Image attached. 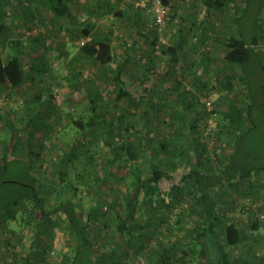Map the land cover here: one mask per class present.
Listing matches in <instances>:
<instances>
[{
	"label": "trees",
	"instance_id": "trees-1",
	"mask_svg": "<svg viewBox=\"0 0 264 264\" xmlns=\"http://www.w3.org/2000/svg\"><path fill=\"white\" fill-rule=\"evenodd\" d=\"M39 1L16 0L15 2L16 7L22 9L24 13L27 29L23 31L24 33L19 38L12 40L11 43L15 49L14 55L6 60H2L0 55V90H10L24 95V90H26L27 84H31L35 73L46 70L42 58L36 57L37 61H33L34 64L30 62L28 69L25 67L24 62V55L29 57L35 49H41L45 53L51 48L49 44L45 43L43 31L33 21L38 11L37 2ZM42 1L47 2V8L55 18L60 19L68 16L69 6L65 0ZM162 1L165 4L171 2V0ZM254 1L201 0L202 5L211 14L223 13L229 9L231 4L234 6L232 23L235 31L228 35H225L226 33L221 34V37L217 34L218 42L226 48V53L223 57L225 67L216 71L214 79L216 84L223 83L224 87L231 92L235 88V82H239L243 87V89H238L237 95H241L240 99L234 94L230 99L231 104L228 106L227 111L221 112L223 119L218 121L215 117L218 109L213 105L211 109H208L202 100V98L208 99L211 96L209 90L215 89L216 85L210 84L209 77L205 80L195 76L192 78V85L196 87L200 96H203L196 98V95L192 94L195 101L200 102L204 107L203 114L206 117L205 126L203 127L206 131H204V134H213L208 129V121L214 119L215 122V125L210 128L211 131L212 129L215 130V140L217 141L212 150L208 149L204 141L203 133L199 129L200 122L198 118L188 121L189 123L185 122L186 130L184 134L181 133V129H175L174 119L177 115L183 116V111L187 110L174 107L173 100L158 91L163 89L169 93L176 92L179 95L178 100L180 102H184V100H180L181 96H188V93L180 89L181 80L175 78L176 65L178 64L176 47L173 45L162 46L161 51L156 52L159 59L166 55L169 59L163 65L165 71L160 79V85H154L155 89L146 86V82L150 81L154 74L153 71L157 63L153 62L152 59L146 60L144 73L137 77L138 85L141 88L125 85L122 80V73L130 62V58L127 57L111 69V78L115 86L112 90L113 99L110 105L113 109H122V114L118 115L113 112V117L108 118L99 115L96 109H93L92 115L86 124L93 129L94 137L98 139L101 137L103 145L108 149L106 162L103 161L102 165L113 166L120 156L123 154L126 156L128 165L126 175L122 177L114 176L117 180L124 182V195L114 201H106L101 191L104 179L96 177L92 180L94 186H91L96 198L93 204L86 209L80 211L81 205H77L69 199L59 201L53 207L47 208L46 203L51 197L50 192L54 186L58 185L55 178L60 172L59 165L54 164V178L47 180L43 174V159H40L43 149L42 147L33 148L32 143H29V149L24 151L21 156L17 155L11 159L3 156L0 159V224H4L6 221L18 216L21 220L28 217L31 221L35 212L39 211L41 222L55 228L59 224L60 214H64L66 227L74 239L73 255L69 264H78L80 253L83 261L92 258L94 243L91 237L97 239V236H99L101 240L107 241L113 239L115 235L122 239V245L94 254L97 259L95 264H128L124 256L118 255V250L123 245L129 247L135 245V241L140 242L139 249L143 250L147 243L151 241L146 233L145 236L142 232L136 231L138 227L134 215L136 213H140L142 216L146 214L149 218L147 222H149L151 220L150 216L157 214L158 203L164 204L165 202L158 190L159 181L164 177L172 179L170 175H166L159 168L156 159L161 166L162 164L164 166L169 165L172 170H176L181 165H185L188 169L182 175L180 184H172L167 192L169 197L167 207L170 211H176L179 204L181 207L187 206L183 202L187 201V198L190 199L189 206L183 207L180 212L176 211L173 220L160 217L159 221L164 225L169 236L177 230L184 232V220L186 218H191L193 223L187 229L189 235L187 240H184L187 235L184 234L181 236L182 240L169 241L164 245H159L160 241L158 240L154 241L153 244L157 245L153 246L155 264H186L184 259L189 254H192L195 264H238L231 251L246 239L247 231L258 229V218L253 219L250 227L244 229L228 218L219 217L217 198L212 190L222 187L225 183L231 188L245 184L251 189L255 175H264L263 140L260 141V137H258L255 141L254 138L256 137H248L253 132L260 131L261 128L264 131V51L260 47L264 43V26L260 17L264 0H257L253 4ZM253 5H255L254 10L250 13L249 11ZM7 8L8 2L0 0V35L4 30L3 22L10 14ZM249 14H252V18L247 22L245 18ZM205 21H208V19L205 18ZM90 29L89 26H83L80 37L89 36ZM149 34V39L150 36H154L149 41L151 45L155 46L157 36L155 32ZM1 45L0 41V47ZM176 45L180 48L183 46L181 43ZM79 53L82 58L104 69H110L109 65L113 61L112 46L106 40L85 43L79 47ZM127 54L131 57L128 50ZM211 55L209 51L204 50L200 54L198 64L202 66L205 77L209 73L210 63L216 60L212 59ZM32 64L33 66H31ZM29 69L32 71V77H28L27 71ZM171 82L174 83L173 86ZM133 84L135 85L134 79ZM33 96L35 101H41L39 92L34 93ZM91 102L93 103L92 108H94L92 99ZM145 103L154 109L153 116L156 120L158 119L159 123L166 124L167 128H174L170 135L163 136L166 137L163 140L156 137L157 135L150 140L147 134L144 136L145 133L142 135L136 133V110ZM211 103L213 104V101ZM121 104L124 107H121ZM187 107L188 105L185 108ZM9 112L10 110H6V113L2 115L4 123H9L8 127L12 132L11 137H13L6 142L3 149L5 153L12 145H19V138L15 137L19 127L13 126V123L10 122L11 115ZM25 113L28 116L27 120L22 119V126L26 128H24L25 130L33 133L36 130L34 123L37 121L30 116L29 111H25ZM74 123L79 127L81 126L79 121H74ZM159 123L155 124L156 128L159 127ZM41 125L43 124H39L38 128ZM117 128L126 135L115 139L114 132ZM103 135L105 137H102ZM185 143L186 147L182 151L180 148ZM227 143L231 146V149L225 152L223 145ZM76 146L78 147L77 150L72 147L71 151H65L60 161L66 164L73 160L79 161L81 159L79 151L83 145L77 141ZM148 152L151 153L148 154ZM35 158L36 160H34ZM86 159L91 161L92 164L94 163L91 155H88ZM13 165H17L14 167L15 171L24 178V182L5 181L4 176L11 170ZM80 181L77 176L70 181L66 180L67 184L72 185L75 192H77L76 185ZM140 193H144V196L138 202ZM153 195H156L158 203H155ZM236 202L248 208L251 213H257L261 210L251 198H245L243 203L240 200ZM104 206L105 209H103ZM255 216L258 217L256 214ZM139 228L141 229L140 226ZM99 240L97 239L98 242ZM116 243L118 244V242ZM40 258L45 260L43 255ZM249 262H244V264H259L255 261Z\"/></svg>",
	"mask_w": 264,
	"mask_h": 264
},
{
	"label": "rangeland",
	"instance_id": "rangeland-1",
	"mask_svg": "<svg viewBox=\"0 0 264 264\" xmlns=\"http://www.w3.org/2000/svg\"><path fill=\"white\" fill-rule=\"evenodd\" d=\"M256 1L257 0H255L253 4H255ZM13 2H16V0H13ZM176 4V7H188L197 11V13H193V19L191 18L192 20L187 19V14H181L182 12H178L180 13L178 18L183 16L184 22H194V25H190L194 28L192 30L193 34H190L191 39L195 38V41H199L200 38L203 37L201 35V31H199V28H197V26L199 27L200 25L202 29L201 23L205 22L211 31V35L207 34V38L208 36L210 37L208 40L206 39L208 42L206 45H203L201 40L200 43H202V45H199V50L195 52L192 50L189 52L191 48H187L188 52H185L187 54L190 53L192 57H198V52L202 49V51H209L216 60L210 63L209 73L206 77L203 74L202 66L198 64V62L193 61L191 63L190 61H183L181 58L178 60L180 62H178L176 65L175 78L177 80H181V91L184 90L185 93H188L187 97H180V100H184V102H180L178 100L179 95H177L176 92L172 91L169 93L167 90L163 89L158 91L162 92V95H167L168 98L173 100L175 103H173L174 107L176 106L179 109L181 108L187 110L183 111V116L177 115V117L174 119L175 129H181V133L184 134V131L186 130V123H189L188 121H191L194 118H198L200 122L199 129L203 133L204 141L208 149L212 150V148L217 144V141L215 140V130H209L211 133H213L212 135H208L206 133L204 134L205 128L203 129V127L205 126L206 119L205 115L203 114L204 107L200 102L195 101V98L192 94H195L196 98L201 97L202 95L200 96V93L197 91L196 87L192 85V78L195 76L205 80L208 79L207 77H209L211 82L210 84L216 85L215 89L213 88L212 90H209V94L211 96L208 99L212 100V105L218 109L217 115L215 116L216 119L218 121L223 119L221 112L227 111L228 106L231 104V97L234 94L237 95L239 88L243 89L239 82H235V88L232 90V92L228 91L224 87L223 83L216 84V80L214 79L216 76V71L224 69L225 67L223 65L225 49L218 42L217 34L219 37H221V34L223 35L226 33L225 35H228L235 31L232 23V16H234V6L231 4L229 9L223 13L211 14L208 13L206 8L202 5L201 0H179ZM173 7L175 6L173 5ZM253 7H255V5H253L250 9V13L253 12ZM203 10H205V12ZM139 11L145 12V10L141 9ZM145 13L151 17L148 12ZM260 17L261 23L264 26V7ZM205 18H207L208 21H205ZM251 18L252 14H249L245 20L249 22ZM179 22L182 23L183 21L179 20ZM14 24L16 23L13 21V25ZM18 24L19 23L16 25L17 27ZM36 25L43 31L45 43L47 45L49 44L51 48L45 53L41 49H35L34 53H32L29 57L24 55V62L26 64L25 67L28 69L30 67L29 63L35 61L36 57H38L44 60L46 70L35 73L31 84H27L26 90H24V95L10 90H0V159H2L3 156H6L7 159H11L17 155L21 156L24 151L29 149V143H32L31 145L33 148L42 147L43 150L40 159H43L44 176L47 178V180H52L54 178V164L59 165L58 169L60 171L59 175H57L55 178V182L58 183V185L54 186L50 192L51 197L46 203L47 208L53 207L59 201H65L69 199L75 204L81 205L80 211L86 209L91 204H93L96 198V195H94V192L91 188V186H94L92 180L96 177L99 179H104L101 187L103 198L109 202L114 201L115 199L122 197L125 192L124 182H122V180H117L114 178V176L122 177L126 175L128 166L127 158L123 154L117 160L115 165H102L103 161L106 162L108 149L105 145H103L101 137L100 139L94 137L95 133L93 132V129L89 128L86 124L92 115L93 109H96L99 115H103L104 117L108 118L113 117V112L114 114L118 115L122 114V109H113V107L110 105L113 99L112 90L115 86L113 79L111 78V69L116 67L120 59L117 58L118 56L115 54L116 57L109 65L110 69H104L93 62H89L88 60H81L77 51L81 46L79 44L81 39L80 34L77 36L78 39L76 41V46L68 44L65 50L60 48L62 55L58 56V50L53 46L52 30L50 29L51 26H49L47 23L43 25ZM24 26L25 24L22 25V28ZM167 26L168 39L167 44L163 47L170 46L172 41L171 35L173 33V29L171 28L173 27L169 22H167ZM13 29L14 31L12 32V37H10L11 40L17 38L18 35L17 31H15L17 28L13 27ZM150 31L154 32L152 28V22L150 25H148V33ZM118 35L119 37L122 36L121 33ZM150 37L151 40L154 36L152 35ZM215 38L216 40H214ZM211 39H213V41H211ZM142 44L144 46L140 48L139 52H137L138 47H135L136 52H134L135 54L133 53L135 57L132 58L127 67L124 69L122 73V80L128 87L132 85L135 86V88H139L140 85H138L137 77H140L144 73L146 60L149 61L152 59L153 62L157 63L153 71L154 74L150 81L146 82V86L147 88H154V85H160V79L162 78L165 71L163 65L168 62L169 58L166 55L159 59V57L156 56V45H151L149 40ZM262 45L263 46L260 47L264 51V43ZM119 46L117 47L118 53L120 54L121 52V55H125L124 51L122 50L123 47ZM153 47V50L155 51L152 50ZM160 49L161 47L159 48V52L161 51ZM27 52L29 53L30 51ZM33 64L31 66H33ZM31 72L32 71H30V69L27 71L28 77H32ZM133 79L135 80V85L133 84ZM171 85L173 86L174 83L171 82ZM36 92L41 94L40 102H37L34 99L33 95ZM237 96L240 99L241 95L238 94ZM91 99L94 101V108H92L93 103L91 102ZM205 99L202 98L203 101ZM186 105H188L187 108H185ZM121 107H124V105L121 104ZM6 110H10L9 113L11 116L9 119L10 122L13 123V126L16 125L19 127V131L15 136L19 138V145H12L11 148H9L5 153L3 149L6 145V142L13 138L11 137L12 132L8 127L9 123H4V118H2V115L6 113ZM25 111H29L30 116L35 118V121L38 122L34 123V128H36V130L33 133L25 130L26 128L22 126V119L27 120L28 116ZM153 114L154 109L150 106H147V103L143 104L138 110H136V133H138V135L145 133L144 136L147 134L150 140L157 135L156 137H159L160 140H163V138H166L163 136L170 135L174 128L170 129L169 127L167 128L166 124L159 123V121H157L158 119L156 120ZM74 121H79L81 126L79 127L76 125ZM114 121L116 120L114 119ZM210 121L213 126L215 125L214 119H209L208 129ZM155 122L157 124L159 123V127L156 128ZM39 124L43 125L38 128ZM217 130H219V128H217ZM114 133L115 139L124 137L126 135L118 128ZM102 137L105 136L103 135ZM248 137H256L254 138L255 141H257L258 137H260V141L263 140L264 143V131L262 128L260 131L257 130L253 132ZM77 141L81 142L83 145L79 151L81 159L79 161L73 160L68 164L61 162L60 158L65 151H71L72 147L76 150L78 149L76 146ZM185 147L186 143L183 144L180 149L183 151ZM223 148L225 152H228L230 151L231 146L227 143L226 145H223ZM151 152H148V154ZM88 155H91L93 158V164L91 161L86 159ZM24 157L26 159L25 154ZM34 160H36V158ZM155 161L159 165V168L166 175H170L172 179L164 177L159 181L158 190L165 202L164 204L158 203L156 201V195H153L155 203L157 202L159 205L157 204V214L155 216H150L151 220L149 222H147L149 218L146 214H143L142 216L140 213H136L134 215L135 223L138 227L136 231L142 232L144 235L146 233V235L150 237L151 241L147 243L145 249L143 250L139 249V241H135V245L130 247L128 245H123L121 249L118 250V255L121 254L124 256L128 261V264H155V258H153L155 250L153 246L157 245L153 244L154 241L158 240L160 241L159 245H164V243L169 241L174 242V240H182L181 236L187 234L188 227L193 223L191 218H186L184 220V232L177 230L174 234L169 236L166 228L161 223V221H159L160 217H163L166 220H173L175 218L176 211L180 212L183 207L189 206L190 199L187 198V201L183 202L184 205L187 204V206L181 207L179 204L176 211H170V209L167 207V204L169 203L167 192L169 191L172 184H180L182 175L188 169L185 165H181L176 170H172L170 169L169 165L164 166L162 164L161 166L159 161L156 159ZM15 166L17 165H13V167L11 166V170L5 174V181L14 183L24 182V178L20 174L16 173L14 168ZM106 173L108 174L106 175ZM76 176L79 181L81 180L78 185L73 184L77 186V192L74 191L72 185H69L66 182V180L70 181L73 178H76ZM72 183H74V181H72ZM87 188L89 189L87 190ZM212 193L217 198V211L219 217L228 218L232 221L237 219V223L241 228L244 229L247 228L246 226H249L253 219H264V217H261V215L264 216L263 174L255 175L251 189L245 184H240L235 188H231L227 186V183H225L222 187L213 189ZM143 196L144 193H140L138 202L141 201ZM245 198H251L254 200L257 203V206H259L261 209L260 212L251 213L249 212L248 208L243 207L240 203L236 202L237 200H240L243 203ZM120 204L122 205L123 203ZM103 209H105V206ZM255 214L258 217H256ZM58 221L59 224L55 228H51L49 224L41 222L40 212L36 211L35 215L33 216V220L31 219V221L28 219V217L21 220L20 216H18L14 219L6 221L4 224H0V264H69L73 255L72 247L74 245V239L68 232L64 214H60ZM251 232L254 234L253 231H247V241L244 249L238 250L240 248H235L231 251L238 264H244V262L247 263L251 260H264L263 233L261 236L256 235L257 244L253 245V247H251L252 249L246 248L248 245L247 242L250 240L249 233ZM188 237L189 235L187 234L186 238L184 237V240H187ZM97 239L99 240L100 237L97 236ZM97 239L91 237V240L94 243L93 256L94 254L108 251L115 246L120 247L122 245V239L117 235H115L113 239H108L107 241L100 239L98 242ZM116 242H118V244ZM250 245H252L251 242ZM96 246L97 248H95ZM42 255L45 257L44 259L46 261L40 258ZM80 255L81 253L79 254L80 260H78V264H82L83 262L85 264H95L97 262L96 256H94V258L92 256V258L88 261H83L81 259L82 255ZM184 262L186 264H195V259L193 258L192 254H189L184 259Z\"/></svg>",
	"mask_w": 264,
	"mask_h": 264
},
{
	"label": "crops",
	"instance_id": "crops-1",
	"mask_svg": "<svg viewBox=\"0 0 264 264\" xmlns=\"http://www.w3.org/2000/svg\"><path fill=\"white\" fill-rule=\"evenodd\" d=\"M8 2V8L7 11L10 12L8 14V17L4 20V30L2 34L0 35V41L2 43L0 47V55L2 60H6L10 58V56L14 55L15 49L12 45V40L10 37H12V32L14 31V28H17L15 31H17L18 35L17 38L24 33L23 31L27 29L26 27V21L24 19V13L22 9L20 10L18 7H16L15 2L13 0H6ZM15 1V0H14ZM69 6V13L68 16L62 17L60 19L55 18L53 14L50 12V10L47 8V2L40 0L37 2L38 5V11L36 12V17L33 20L34 23L43 25L47 23L49 26H51L52 30V36H53V46L58 50L57 55H62L60 48L66 49V46L68 44L75 45L77 41V36L81 34V28L83 26H89L90 29V35L92 38V41L95 40H106L109 42L112 46V54H113V60L116 57L115 54L118 56L117 60L118 62L126 59L127 57L130 58L129 61L132 60L133 55L135 51V47L137 49V52L140 51V48L143 47L145 41L150 40L148 38L149 33H152L153 31H150L148 33V25L152 22V19L149 15H147L143 11H139L135 8L133 4V0H65ZM179 0H171L170 4L172 8L170 9V14L168 17V22L173 27V33H172V41L171 45L176 47L177 54H178V60L180 58L187 62H199L200 60V54L202 49L198 52V57H192L190 53H186L187 48H191L189 52L192 50L195 52L200 49V44L206 45L208 42V36L207 34L211 35V31L209 30V27L207 24L201 23V26H197L199 28V31H201V35L203 36L200 38L199 41H195L196 39H191L190 34L193 32L194 29L190 25H194V22H184L183 16L178 18L180 13L181 14H187V19L192 20L193 19V13H197L196 10H193L192 8H179L177 6V2ZM173 5L175 7H173ZM205 12V10H203ZM207 14V13H206ZM29 16V15H28ZM190 17V18H189ZM14 18V19H13ZM16 18V19H15ZM192 18V19H191ZM149 19V21H148ZM179 20L183 21L182 23L179 22ZM13 21L16 23L13 25ZM18 24V27L16 26ZM25 26L22 28V25ZM114 24V25H112ZM25 28V29H24ZM205 29V30H204ZM141 32V33H139ZM122 34V36L119 37L118 34ZM147 33V34H146ZM193 34V33H192ZM145 35V36H142ZM150 35V34H149ZM14 38V39H17ZM207 39V40H206ZM202 40V43L200 41ZM183 44L182 48L178 47L176 44ZM142 44V45H141ZM123 47V51L125 55H121L118 53L117 47ZM141 45V46H140ZM221 45V44H220ZM223 46V45H221ZM226 53V48L223 46ZM127 50L129 54L128 56ZM78 56L81 60H87L80 56L79 49ZM116 51V52H115ZM186 51V52H185ZM135 54V53H134ZM212 56V55H211ZM191 59V60H189ZM213 59V56H212ZM180 62V61H178ZM264 219H258L259 225L258 229L254 230V234L249 233V241L247 242V247L249 249H252L253 245L257 244V238L256 235L261 236V234H264ZM235 223H237V219L234 220ZM252 223V222H251ZM251 223L249 226L250 227ZM240 227V226H239ZM252 231V230H251ZM254 235V236H253ZM258 236V237H259ZM263 239H264V235ZM247 239L243 240L240 245L237 248H240L238 250H242L246 246ZM250 242L252 245H250ZM246 250V249H245ZM253 262V260H251ZM259 264L263 263L264 260L255 261Z\"/></svg>",
	"mask_w": 264,
	"mask_h": 264
},
{
	"label": "built area",
	"instance_id": "built-area-1",
	"mask_svg": "<svg viewBox=\"0 0 264 264\" xmlns=\"http://www.w3.org/2000/svg\"><path fill=\"white\" fill-rule=\"evenodd\" d=\"M133 4L138 10H145L152 17V28L157 36V43L155 50L159 51V48L167 44V32H168V17L170 14L171 5L165 4L162 0H133ZM92 41L91 36H85L80 39L79 44L82 46L85 43ZM208 109L212 108V101L210 99L204 100ZM212 123H209V130L212 127ZM261 217H264L261 215Z\"/></svg>",
	"mask_w": 264,
	"mask_h": 264
}]
</instances>
